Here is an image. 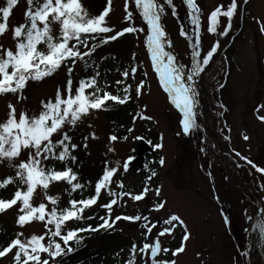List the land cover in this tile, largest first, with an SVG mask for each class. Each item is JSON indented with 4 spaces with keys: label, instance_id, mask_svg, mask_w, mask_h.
I'll use <instances>...</instances> for the list:
<instances>
[{
    "label": "rangeland",
    "instance_id": "374dc122",
    "mask_svg": "<svg viewBox=\"0 0 264 264\" xmlns=\"http://www.w3.org/2000/svg\"><path fill=\"white\" fill-rule=\"evenodd\" d=\"M83 7L87 10L90 16L96 15L97 9L106 6L107 0H80ZM198 7L201 9L200 13V36H201V52L206 53L210 49L213 36L207 33V16L218 4L227 7L229 0H195ZM6 0H0V7L6 6ZM124 0H112L111 10L106 17V24L109 27L114 26V30H119L127 26V22L123 20ZM163 3V0H160ZM176 6L177 16L171 14V7L165 5V17L167 31L173 37V47L176 52H179L185 61L186 67L191 66V49L189 48V41L186 37L179 35V25H183L185 30L191 32L192 26L188 20L187 8L183 0H173ZM27 7V0H18V3L13 6L8 17L7 30L3 35H0V52L4 48H15V41L12 37V29L24 23V11ZM98 10L97 14L101 11ZM130 9L133 10V26L144 28V32L132 33L130 49L125 50L123 44L119 45L120 40L114 45L108 46V52H97L92 55L95 59L98 72L104 73L106 82L111 84L118 80L120 72L118 71V59H126L121 61V69L128 68L133 60L129 58L128 54L135 53L138 65V72L135 76L134 82H139V79H145V87L142 89V94L137 97V107L135 116L142 114L152 117L148 119H132L133 131L124 140H116L110 142L107 136V126L103 115L95 110H90L87 115L82 116L74 126L65 125L63 130L73 129L75 136L82 139L85 143L87 137V149H91L88 156L84 158L88 160V170L104 165V161H109V166H117L118 172L114 175L110 189L116 193L121 191L116 186V181H123V191L139 193L145 186L146 177L151 176L152 171L156 175L150 180H147L149 191L145 198L141 201H132L128 197H124L118 205L113 206L112 216L120 213L119 208H124L126 215H147L149 223L151 221L159 220L160 223L153 230L148 240L145 241L143 233L146 230L141 225L143 221L131 222L120 220L117 221L115 232L112 238L116 242L128 243L134 241L137 246H140V241L151 242L156 233L163 227H170L163 221L172 214L178 215L186 224L189 239L185 243L184 252L172 256L171 253L167 257L165 253H161L158 259L174 260L175 264H264V243L258 234V228L249 227L246 232L244 229V220L247 215L251 214L254 225L259 217L256 215L258 209L261 207V195L256 193L246 194L248 188L245 184L249 183L247 169L245 167L233 168V162L229 158H224L218 161L211 152L208 144L204 145L205 150L210 154V166L206 168L202 159L198 158V149L187 142V135L180 133V124L176 122V116L173 106L167 95H163L157 87V80H155V73L151 67L150 57L147 53V48L144 43L146 37L147 26L134 10V5L130 2ZM249 15L241 34L235 42L233 50V64L229 78L224 82L220 92L226 95V106L222 112V119L224 123L218 126V135L220 137V147H229L240 153L242 157L246 156L257 166L264 167V121L258 119L259 116H264V34L261 33L260 28L264 27V0H249L248 2ZM179 21V22H177ZM0 22H4L2 15H0ZM227 22L226 17H220V28ZM52 35L57 37L59 35L58 25L53 24ZM111 34V33H109ZM130 35V34H129ZM175 36V37H174ZM72 43V42H71ZM120 46V47H119ZM119 47V48H118ZM133 47V48H132ZM84 62L77 61L73 66L71 73L73 93L78 86L79 75L84 74ZM72 66V65H70ZM67 67L62 65L50 77H46L40 81L29 80L26 87L19 93H3L0 94V122H4L8 114V104L11 103L18 114L21 111L26 112L29 116L38 115L42 110L41 100L47 101L48 98H53L57 86L63 90L67 81ZM106 67L105 72L103 68ZM218 67L224 69V66L218 64ZM147 76H144V73ZM225 70H222V74ZM222 81L220 79L217 84ZM225 86V87H224ZM219 92V93H220ZM18 96L20 99H18ZM259 105V108L257 106ZM222 109V108H221ZM146 132L149 137L147 143L153 141V149L151 158L148 160L143 173L133 174V170L128 167L127 172L123 171V161L135 152L131 151V145L136 143L139 137L138 132ZM154 132L159 134V139L155 141ZM91 133H95V139L92 138ZM177 134L181 135V142L176 139ZM221 134L228 136V140H224ZM144 135V136H146ZM162 135V140H161ZM248 139L244 140L243 136ZM60 135L54 134L52 139L59 138ZM155 143V144H154ZM162 143V148L157 149L155 145ZM186 143V144H185ZM114 149L113 152H108V148ZM137 146H135L136 148ZM179 149V153H178ZM180 154V156H179ZM222 154V153H221ZM164 157V164H159V158ZM27 157L26 152H22L19 159L14 163H19ZM207 157V158H206ZM220 160V158H219ZM120 161V165L115 162ZM131 162H129L130 165ZM102 165V166H103ZM232 167V169H230ZM11 173L14 180L20 183L18 178H15L16 169L10 167L6 160L0 159V175ZM228 176L225 180V176ZM264 176V174H263ZM139 178H143L139 181ZM261 190L264 194V178L260 179ZM160 186L161 194L159 197L155 194V188ZM22 190L25 186L21 184ZM57 191L59 190L56 187ZM253 190V188L251 187ZM47 191L37 188L32 199L31 204L37 206L44 202L49 206V202L44 198ZM101 200L108 195L107 192H101ZM220 198L221 205L219 207L214 203V197ZM161 200L166 201L163 209L160 211L149 212V207ZM223 206V208H222ZM220 208L226 210L230 218L231 232L238 237L242 235L246 239L243 249H234L233 239L228 230L225 228V216L220 211ZM258 208V209H257ZM20 203L0 213V221L9 227H14L17 233H22L20 237L26 240L32 234L42 233V222L33 220L23 227L16 224V219L20 213ZM257 210V212H256ZM51 226V225H50ZM179 226V225H177ZM52 227V226H51ZM179 231L178 227L173 230L171 235L165 234L160 238L162 246L172 238L175 232ZM243 232V233H242ZM181 236L176 237V241ZM243 239V238H242ZM177 243V242H176ZM174 243V244H176ZM135 264L142 262L146 264V258L137 252ZM100 256L95 258L93 263H97ZM10 256L0 258V264H5ZM139 259V260H137ZM232 261V262H231ZM80 264H86L82 262Z\"/></svg>",
    "mask_w": 264,
    "mask_h": 264
},
{
    "label": "snow or ice",
    "instance_id": "6c2138e0",
    "mask_svg": "<svg viewBox=\"0 0 264 264\" xmlns=\"http://www.w3.org/2000/svg\"><path fill=\"white\" fill-rule=\"evenodd\" d=\"M18 0H7L6 6L0 7V15L3 21L0 22V35L7 30V19L13 6ZM130 2L134 5L135 12L147 26L146 37L144 43L147 53L150 57L151 67L158 78L159 85L167 94L171 104L179 110L181 119L179 124L183 134L188 135L190 130L197 127L195 108L197 99L194 95V87L191 83L194 78L198 77L210 64L214 54L218 52L220 41H214L210 49L206 53L201 52V36H200V11L195 0H183L187 8L188 20L192 26L191 32L185 30L181 25L179 35L186 37L189 41L191 49V66L187 70V78L185 80V72L183 66L175 63V57L171 51L166 50V45H170L171 41L167 38V33L161 22L162 16L165 14V5L171 7V14L177 16L176 6L173 0H124L123 20L127 22V26L114 30L106 24V17L111 10L112 0H107L106 6L97 15L90 16L83 7L80 0H27V7L24 11L25 22L15 26L12 29V37L15 41V48H4L0 52V94L3 93H19L26 87V83L31 81H40L46 77H50L62 65L71 61L72 66L67 67V81L63 88L57 86L55 90L54 100L48 98L47 101L41 100L42 110L38 115L29 116L26 112L21 111L18 116L14 106L8 104V114L4 122H0V159L6 160L10 167L16 169L15 178L25 186L24 190L17 188L9 199L0 198V212H3L12 206L20 203V213L16 219V224L23 227L27 223L35 221L45 222V232L42 234H32L26 240L20 237L22 233H16L6 246L0 248V258L11 256V264H56L58 257H62L66 252L73 251V247L69 242L79 244L83 237L78 233L86 231H97L100 229H111L116 225L117 221L124 220L128 222L143 221L142 227L146 230L143 233L145 241L148 240L153 230L160 223L159 220L151 221L147 215H116L112 216L114 205H118L124 197H128L132 201H141L145 198L149 188L147 180L156 175L152 171L151 176L146 177L145 186L139 193L123 191V181H116V186L121 189L119 193L110 189L113 177L118 172L117 166H109V161H104L102 174L95 181L94 194L90 197L79 200L72 199L69 201V207L58 210L55 207L57 200L51 195L45 193V199L50 202L53 207L49 211L44 202L37 206L31 204V199L39 187L47 190L51 182L65 181L70 185L72 191L82 189L83 184L77 182L78 174L67 166V161L71 159L75 162L76 157L70 153L77 148L75 143H71V137L64 132V126H74L77 121L90 110L101 109L106 101H112L121 105L128 102L132 97L129 92L132 88L131 84H125V80L129 77L135 79L138 72V65L131 63L130 67L120 72L122 79L115 81L116 85H123V96L111 94L108 91L101 93V87L97 84L99 72L87 78H81L78 86L72 89L73 66L76 62L82 61L87 63L86 58L90 57L97 47L106 45L111 41H115L125 34L142 33L144 28L133 26L134 12L130 9ZM246 3V0H244ZM238 11V0H230L225 8L224 5L218 4L207 16L209 34L216 33L219 37H226L231 29V21ZM220 17H226L228 23L223 27L222 31L217 32V26ZM58 25L59 35L54 37L51 25ZM264 34V27L260 28ZM111 33V34H109ZM92 41L89 46V41ZM74 43H71L73 42ZM44 45L42 50L39 46ZM78 46L85 49L81 51ZM133 60L135 53L132 54ZM147 76V73H144ZM106 87V85H105ZM145 87V79H140L135 84V95L139 97L142 89ZM223 87V85H220ZM86 89H93V92H86ZM121 89H117L120 91ZM18 99L20 97L18 96ZM220 108L224 109L223 104ZM259 108V105L257 106ZM148 119L152 117L146 115H136L135 119ZM258 119L264 121V116ZM128 132H132L133 128H128ZM60 135V139L53 141L52 137ZM95 139V133H91ZM228 140V136L223 137ZM83 147H87V137L84 138ZM110 142L118 139L116 135L110 134L108 137ZM126 139V137H124ZM244 140L248 137L243 136ZM162 140V135H161ZM157 149L162 148V143L155 145ZM57 149L58 152H57ZM108 152L114 149L109 147ZM26 152L27 157L18 160L21 153ZM240 157V153H235ZM247 164L251 165L256 172L264 174V167L257 166L247 157H241ZM49 159L57 160L65 163L62 170H56L54 166L45 167L44 161ZM132 157H128L123 161V171L127 172L129 162ZM120 161H116V165H120ZM159 164L163 166L164 157L159 158ZM14 181L13 177H6L0 182V187L6 186ZM88 183H91L90 181ZM104 190L111 199L107 203L101 204L100 207L106 210V215L100 217V223L95 227L87 225L82 228H71L62 232L68 221H79L84 219L83 212L95 205ZM157 197L161 194L160 186L155 188ZM166 201L161 200L153 203L148 211H160L164 208ZM92 217H88L91 219ZM164 224L170 227H163L151 242H144L139 247L135 242L131 244L130 256L124 261V264H135L137 252L146 258V264H175L174 260L158 259L161 253H168L169 248L162 246L160 238L165 234L171 235L173 230L180 225L183 229V235L180 246L171 250L172 256L184 251L185 242L189 239V233L184 221L176 214L167 217ZM51 225L52 227H49ZM251 227L258 228L259 236L264 238V211L260 212V219ZM47 237V243L45 238ZM63 242V247L61 242ZM42 254H46L43 256Z\"/></svg>",
    "mask_w": 264,
    "mask_h": 264
},
{
    "label": "trees",
    "instance_id": "16d2710c",
    "mask_svg": "<svg viewBox=\"0 0 264 264\" xmlns=\"http://www.w3.org/2000/svg\"><path fill=\"white\" fill-rule=\"evenodd\" d=\"M230 34V35H229ZM226 37H224V39H221L220 41V47L218 49L219 53H223L224 56L226 55L228 57V43L231 40V33H229ZM92 43V41H91ZM41 46V45H40ZM39 46V47H40ZM227 51V52H226ZM223 54H220V56H222ZM225 56V57H226ZM205 86L210 89V74L207 72V74L205 75ZM101 94V93H100ZM210 102H213L212 100ZM113 104L112 108L110 110H106L104 115H106V119L108 121V124L110 125V129L112 128V132L113 131H117L119 129L120 126L122 125H127L125 122V113H126V109L123 107H121V104L116 103V102H105L104 104ZM207 121H208V128L209 131L212 132L214 135L217 136L218 131L216 130L217 128V123L219 122V117H218V111L212 106L211 107V111L208 112L207 114ZM70 136V135H69ZM196 139L198 138H203V133H201L200 135L194 134L193 135ZM180 135H178V137L176 138L177 141H180ZM205 139V138H204ZM206 140V139H205ZM71 143H75L76 142L71 138ZM219 150V148H217ZM59 149H57L58 152ZM214 157L217 158L220 161H222V159L227 158L224 154H217L214 150ZM71 156H75L76 160L75 162H72L71 159H69L67 161V166L71 167L73 171H75L78 174V181L79 183L83 184L84 187L82 189L76 190V191H72L70 185H68L65 181H61L62 183V192H64L65 194V198H63L61 200V203H59V201H57V209H64L65 207H69V201L72 199L75 200H79L82 198H87L90 197L92 194H94V185H95V181L99 178L100 174L98 171L91 173H84L83 170L81 169V159L78 158L80 155V150L78 148H76L74 151H72L70 153ZM48 166H54V168L56 170H62L65 167V163H62L60 161L57 160H52L49 159V161L46 163V167ZM233 168L236 169V167L240 166L237 165L236 163H233ZM241 168V167H240ZM131 169L133 171H136L138 169V167L135 166V164H133L131 166ZM230 169H232V167H230ZM137 171H141L137 170ZM138 173V172H137ZM134 174V173H133ZM81 175L82 179L79 178V176ZM228 176H225V180H227ZM91 183H88V182ZM231 182V181H229ZM233 184V182H231ZM246 186L248 187L245 191V193L247 194H251L253 193V190L251 189V187L249 186L248 183H246ZM251 185V183H250ZM0 198L3 199H9V197H5L1 192H0ZM108 198V199H107ZM106 200H104V203H107L108 200L110 199V197H107ZM103 203V204H104ZM104 213L100 212V208L97 206L96 208H88L83 212V217L84 219L79 220V221H69V226H65L64 228H62V232L66 233V231L68 229L71 228H82V227H86L87 225H92L93 227H95L98 223H100V217H103ZM88 217H92L91 219H88ZM107 232V228L105 229H100L97 231H86L85 233L88 234L89 237H86V239H82L80 241L79 244H75L73 242H69L71 244V246L73 247V251L71 252H66L65 255H63L62 257H58V264H75L77 262V260L83 258V257H87L88 255L94 253V252H98L101 249H103L104 247H106V244L108 242V239L110 238L111 234L106 233ZM82 234V232H81ZM80 236V233L78 234ZM10 234L8 233L6 227H0V248L4 247L7 245V243L10 242V238H9ZM232 238L234 239V242L236 245H240L241 244V238L236 237L234 234H232ZM62 244L63 247V242L59 241ZM241 247V246H240ZM7 264H11V260L7 263Z\"/></svg>",
    "mask_w": 264,
    "mask_h": 264
},
{
    "label": "water",
    "instance_id": "95a60500",
    "mask_svg": "<svg viewBox=\"0 0 264 264\" xmlns=\"http://www.w3.org/2000/svg\"><path fill=\"white\" fill-rule=\"evenodd\" d=\"M139 146H140V153H139V160H141V152H142V149H146V147H145V145H144V143L141 141L140 143H139Z\"/></svg>",
    "mask_w": 264,
    "mask_h": 264
}]
</instances>
